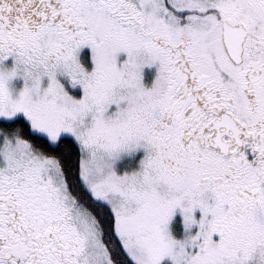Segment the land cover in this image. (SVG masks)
<instances>
[{"label":"snow or ice","instance_id":"obj_1","mask_svg":"<svg viewBox=\"0 0 264 264\" xmlns=\"http://www.w3.org/2000/svg\"><path fill=\"white\" fill-rule=\"evenodd\" d=\"M0 264H264V0H0Z\"/></svg>","mask_w":264,"mask_h":264}]
</instances>
